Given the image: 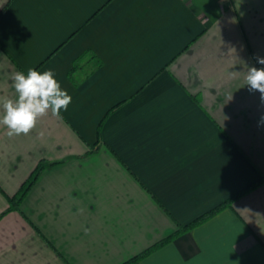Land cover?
Masks as SVG:
<instances>
[{
	"label": "crops",
	"instance_id": "0c3cea01",
	"mask_svg": "<svg viewBox=\"0 0 264 264\" xmlns=\"http://www.w3.org/2000/svg\"><path fill=\"white\" fill-rule=\"evenodd\" d=\"M210 1L0 0V101L29 68L72 97L27 135L0 123V264H121L231 197L132 264H264V101L244 78L264 0ZM84 52L101 65L74 85Z\"/></svg>",
	"mask_w": 264,
	"mask_h": 264
},
{
	"label": "clouds",
	"instance_id": "9594fccd",
	"mask_svg": "<svg viewBox=\"0 0 264 264\" xmlns=\"http://www.w3.org/2000/svg\"><path fill=\"white\" fill-rule=\"evenodd\" d=\"M256 59L257 63L264 65V57ZM244 78L249 91L259 92L264 101V68L249 67ZM12 84L17 97L0 101L3 107L0 123L7 127L9 137L29 134L38 118L49 111L53 116L59 117L61 111H67L72 102L71 95L61 87L56 73L51 69L40 72L29 68L26 74L17 71L12 75ZM260 123H264V115L261 116Z\"/></svg>",
	"mask_w": 264,
	"mask_h": 264
},
{
	"label": "trees",
	"instance_id": "16d2710c",
	"mask_svg": "<svg viewBox=\"0 0 264 264\" xmlns=\"http://www.w3.org/2000/svg\"><path fill=\"white\" fill-rule=\"evenodd\" d=\"M94 57L95 56L93 54H90L87 57L86 52H84L83 54L78 56L73 61L72 66H71V68H70V70L68 72V77L71 79V82L74 85H78L79 82L76 79V76H78V74H80L81 71H83L86 75H89L101 65V60H99L98 58H94ZM91 59H92L93 64L91 66L90 65L87 66ZM45 165H46V161H44V160L39 161L37 163V165L35 166L31 176L29 177V179L22 186L21 190H19V192L17 194L13 195V196H7L8 197V201H9V206H8L7 209H12V208H16L17 207L18 202L21 199L22 195L25 193V191L27 190L29 185L34 181V179L37 177L39 171ZM261 182H264V174H261L260 177L255 182L252 183L251 187H253V186H255V185H257V184H259ZM237 194H235V196ZM235 196H233V197H235ZM231 199H232V197L227 199V200H225V201H223L222 203H220L219 205L215 206L214 208L206 211L205 213L201 214L200 216L196 217L191 222H189V223H187L185 225L179 226L175 231H173L168 236H166V237L162 238L161 240L157 241L156 243L150 245L145 250H143V251L131 256L127 260L123 261L121 264H132V263H134L135 261H137L139 258L145 256L147 253H149L154 248L158 247L159 245H162V244L166 243L167 241H169L173 237L179 235L180 233H183V232L187 231L192 226H195V225L201 223L205 219H207V218L211 217L212 215H214L216 212H218L223 207H225L227 205H230Z\"/></svg>",
	"mask_w": 264,
	"mask_h": 264
},
{
	"label": "rangeland",
	"instance_id": "374dc122",
	"mask_svg": "<svg viewBox=\"0 0 264 264\" xmlns=\"http://www.w3.org/2000/svg\"><path fill=\"white\" fill-rule=\"evenodd\" d=\"M213 0H211L209 3H211Z\"/></svg>",
	"mask_w": 264,
	"mask_h": 264
}]
</instances>
